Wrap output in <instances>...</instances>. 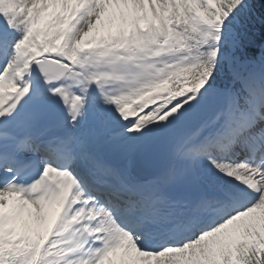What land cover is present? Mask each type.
<instances>
[{
    "label": "snow or ice",
    "instance_id": "obj_1",
    "mask_svg": "<svg viewBox=\"0 0 264 264\" xmlns=\"http://www.w3.org/2000/svg\"><path fill=\"white\" fill-rule=\"evenodd\" d=\"M264 0H0V264H264Z\"/></svg>",
    "mask_w": 264,
    "mask_h": 264
},
{
    "label": "trees",
    "instance_id": "obj_2",
    "mask_svg": "<svg viewBox=\"0 0 264 264\" xmlns=\"http://www.w3.org/2000/svg\"><path fill=\"white\" fill-rule=\"evenodd\" d=\"M255 31L257 39H259L261 35H264V25H261L259 22H257Z\"/></svg>",
    "mask_w": 264,
    "mask_h": 264
}]
</instances>
